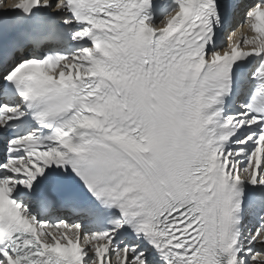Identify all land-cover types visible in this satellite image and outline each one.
<instances>
[{
    "label": "snow or ice",
    "instance_id": "1",
    "mask_svg": "<svg viewBox=\"0 0 264 264\" xmlns=\"http://www.w3.org/2000/svg\"><path fill=\"white\" fill-rule=\"evenodd\" d=\"M0 264H264V0H0Z\"/></svg>",
    "mask_w": 264,
    "mask_h": 264
}]
</instances>
